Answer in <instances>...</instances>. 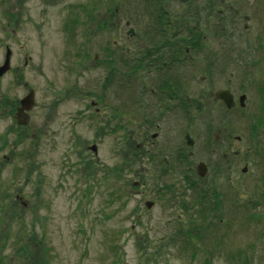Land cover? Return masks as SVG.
<instances>
[{
    "label": "rangeland",
    "instance_id": "1",
    "mask_svg": "<svg viewBox=\"0 0 264 264\" xmlns=\"http://www.w3.org/2000/svg\"><path fill=\"white\" fill-rule=\"evenodd\" d=\"M98 5L102 31L89 19ZM145 6V0H0V65L11 49L0 76V204L16 199L20 211L0 212L8 219L3 257L12 264H27L17 252L27 229L37 234L33 250L46 248L47 264H264V197L249 125L243 131L234 114L217 107L216 141L203 134L209 107L199 108L195 125L184 127L194 139L183 140L184 161L158 177L145 158L137 89L129 77L117 80L96 66V54L110 48L120 61L145 36L144 21H137ZM208 82L199 77V96ZM30 90L35 103L19 125L16 106ZM227 125L240 140L223 138ZM213 144L217 152L209 150ZM235 150L238 157L218 156ZM200 162L208 167L202 187L214 164L226 166V176L229 166H248L253 179L242 190V213H217L221 222L197 203Z\"/></svg>",
    "mask_w": 264,
    "mask_h": 264
},
{
    "label": "flooded vegetation",
    "instance_id": "2",
    "mask_svg": "<svg viewBox=\"0 0 264 264\" xmlns=\"http://www.w3.org/2000/svg\"><path fill=\"white\" fill-rule=\"evenodd\" d=\"M145 1L143 17H137V21L145 23V36L128 47V56L122 54L120 61L115 52L110 53V48L105 55L96 54V66L105 68L117 80L120 76L129 77L133 89H137V101L142 103L138 114L145 126L142 144L149 167L161 177L182 164L183 140H194L184 127L192 128L198 109L206 105L209 128L203 134L218 141L221 128L215 131L214 112L220 107L224 115H235L243 131L249 125L256 136V179L264 197V0ZM92 12L89 19H94L96 29L102 31L104 9L98 5ZM135 33L133 30L129 35ZM113 44L112 49L119 47ZM199 77L209 81L207 86L202 85L206 89L200 96ZM221 91L229 93L230 107L220 97ZM250 108L254 110L251 112ZM247 118L251 119L248 124ZM225 130L226 140L241 139L231 126L227 125ZM142 144H137V148ZM217 146L209 145V150L217 152ZM154 148L156 151L152 152ZM229 153L238 157L241 152L222 151L218 156L224 161ZM214 167L207 187L199 182L206 174H197V203L206 207L209 217L218 216L222 222L225 218L219 215L230 217L232 209L234 215L245 210L246 195L242 190L253 175L249 177L247 165L239 171L238 166H229L233 168L227 176L223 170L226 166ZM205 170L207 173L208 167ZM260 214L263 219L264 210Z\"/></svg>",
    "mask_w": 264,
    "mask_h": 264
},
{
    "label": "trees",
    "instance_id": "3",
    "mask_svg": "<svg viewBox=\"0 0 264 264\" xmlns=\"http://www.w3.org/2000/svg\"><path fill=\"white\" fill-rule=\"evenodd\" d=\"M91 163L89 162V165ZM165 174V173H164ZM15 199V198H14ZM184 205V203H183ZM186 206V205H184ZM19 208L16 199L11 201L9 204L8 203H1L0 204V212L3 214L4 212L7 214L8 212L11 211V214H16L19 217V212L17 209ZM206 209V208H205ZM7 220L4 219V217L0 218V264H12L10 261H8L6 257H3V247L2 245L4 244L3 237H4V231H6L5 228L7 226ZM6 223V224H5ZM190 231H188L187 236L191 237L192 235V229L194 228H189ZM191 232V234H190ZM23 236H25L23 243L18 246L17 252L21 251L24 255L25 262L27 264H47L48 260L45 258V252L46 248L44 246H39L38 250L34 251L33 250V242L37 239V234L34 229H27L24 233ZM38 242H42L44 244L43 238L40 237ZM189 243V240H188ZM23 264V263H21Z\"/></svg>",
    "mask_w": 264,
    "mask_h": 264
},
{
    "label": "water",
    "instance_id": "4",
    "mask_svg": "<svg viewBox=\"0 0 264 264\" xmlns=\"http://www.w3.org/2000/svg\"><path fill=\"white\" fill-rule=\"evenodd\" d=\"M133 31L132 29H130L129 32ZM10 59H11V49L9 47H7L6 49V54H5V59L2 65H0V76H2L4 74V72H6L9 67H10ZM220 97L225 100L227 102L228 107H230L232 105V103L230 102V97H229V93L226 91H221L219 93ZM35 103L34 100V91L30 90L28 92V94L26 96H24L21 100H20V106L17 108V112H16V118L19 124H25L26 123V118H27V111H29L33 105ZM188 144H192V141H189ZM90 148L95 151L96 153V146L92 145L90 146ZM198 167V173L200 175H204L205 174V164L204 163H199ZM153 205L152 201H147L146 202V206L148 208H150Z\"/></svg>",
    "mask_w": 264,
    "mask_h": 264
}]
</instances>
